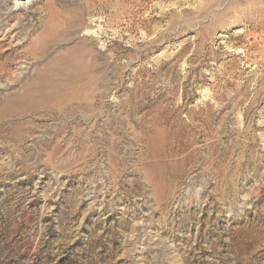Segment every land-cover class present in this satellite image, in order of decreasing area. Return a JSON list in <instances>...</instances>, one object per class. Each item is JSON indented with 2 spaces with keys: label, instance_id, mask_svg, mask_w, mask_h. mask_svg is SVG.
<instances>
[{
  "label": "rangeland",
  "instance_id": "1",
  "mask_svg": "<svg viewBox=\"0 0 264 264\" xmlns=\"http://www.w3.org/2000/svg\"><path fill=\"white\" fill-rule=\"evenodd\" d=\"M0 49V264H264V0H0Z\"/></svg>",
  "mask_w": 264,
  "mask_h": 264
},
{
  "label": "bare ground",
  "instance_id": "2",
  "mask_svg": "<svg viewBox=\"0 0 264 264\" xmlns=\"http://www.w3.org/2000/svg\"><path fill=\"white\" fill-rule=\"evenodd\" d=\"M49 6H47V13H48V15H46L47 17H46V19H45V25L46 26H48V25H51V24H53L54 22H55V19L57 18L56 17V14L58 13V11L57 10H55V9H53L52 8V6L50 5V4H48ZM24 25V24H23ZM12 29V28H11ZM13 31V30H12ZM43 34L38 38V40H37V42L36 41H33L32 40V42H31V44L32 45H37V48H42V46H46L47 44H50V43H48L47 41H46V38L47 37H52V38H55V34H57L58 33V30L56 29V28H51V27H47L45 30L43 29ZM11 34V33H10ZM21 40V39H20ZM51 41V40H50ZM13 44V43H12ZM54 44H55V42H54ZM14 45V44H13ZM15 46V45H14ZM31 47H33V46H31ZM10 49V47L9 48H7L5 51H3L1 54H5V53H7V51ZM1 50V49H0ZM3 50V49H2ZM17 50H19V49H17ZM7 55V54H6ZM9 55V54H8ZM82 57L85 59L86 57H87V55H88V51H83L82 52ZM79 56V55H78ZM14 58V57H13ZM12 58V59H13ZM4 59V58H3ZM28 59V58H27ZM8 60V59H7ZM10 60V59H9ZM5 62V61H4ZM85 61H83V62H75V64H73L72 66H71V68L69 69V71H71V72H76V73H82V72H84L85 70H86V67H85V63H84ZM7 63H9V62H7ZM11 64V63H10ZM9 64V65H10ZM87 65V64H86ZM89 65V64H88ZM6 67V66H5ZM88 67V66H87ZM67 69V68H66ZM6 71V70H5ZM102 71V70H101ZM56 75H60L61 73L59 72V71H55L54 72ZM86 73V72H85ZM88 73V72H87ZM75 77V76H74ZM76 81V80H75ZM22 97L23 98H27V97H30V92L27 90L23 95H22ZM55 111V110H54ZM59 112V111H58ZM27 114V113H26ZM37 114V113H36ZM53 114V113H52ZM56 114V113H55ZM69 123V122H68ZM63 131V130H62ZM57 137V136H56Z\"/></svg>",
  "mask_w": 264,
  "mask_h": 264
}]
</instances>
